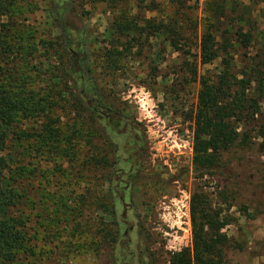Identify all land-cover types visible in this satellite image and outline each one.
Instances as JSON below:
<instances>
[{
	"label": "rangeland",
	"instance_id": "374dc122",
	"mask_svg": "<svg viewBox=\"0 0 264 264\" xmlns=\"http://www.w3.org/2000/svg\"><path fill=\"white\" fill-rule=\"evenodd\" d=\"M51 1L17 0L14 7L17 14L10 26L18 40L29 38L27 45L36 49L34 54L27 51L36 82L32 90L41 96L52 91L53 99L48 101L55 105L49 116L59 122L62 131H69L75 117L64 102L68 97L66 91L72 93L75 87L71 72L64 68L67 58H61L65 56L62 32ZM78 1L85 20L69 13L67 26L76 35L81 22L85 23L84 47L98 87L107 93V103H114V110L125 120L106 117L99 118L97 124L86 120L79 143L72 148L80 162L89 161L98 150L106 152L110 161L106 173L91 170L71 187L60 183L58 173L47 188L40 186V179L32 182L33 215L42 210L43 202L50 212L59 202L51 197L40 202L37 193L43 189L48 192L46 195L61 194L64 198L85 197L90 193L95 201L78 219L87 226L82 238L80 234L73 238L70 227L63 230L60 241L68 243V247L56 240L47 241L44 229L37 230L42 222L37 224L36 218L31 226L38 232L35 251L39 256L33 260L40 262V256L44 255L46 260L39 264H110L109 257L102 261L94 245L95 236L102 229L98 240L108 231H118L113 252L108 253L114 264H169L173 254L193 247L192 196L197 193L208 199L212 211L222 213L231 222L223 231L230 239L225 252L227 263L264 264V156L257 152L258 146L225 154L222 168L216 171H206L195 163L193 118L200 82L205 76L219 75L221 64L217 60L204 65L201 60L200 39L207 23L209 0H187L184 10L177 2L157 0L161 3L158 12L146 15L141 3ZM225 2L228 17H236L231 11L234 2L241 5L237 7L238 14L249 19L244 31L253 35V45L247 51L250 57L264 54V4L253 0ZM145 16L158 24L176 19V29L186 23L192 29L193 25L198 26L199 31L189 28L185 32L190 41L187 46H180L182 50L172 48L162 36L146 40L144 30L130 37L117 31L121 24L130 21L144 29ZM2 22L8 23V19L3 18ZM229 23L225 20L224 25ZM222 41L218 39L220 44ZM230 52L235 62L244 60L245 50L234 48ZM23 58L20 53L18 61ZM89 115L85 114L86 118ZM47 122L44 116L29 119L20 124L19 130L33 135L31 144H34L35 134L43 131ZM87 129H99V133L92 134L89 141ZM21 145L24 146L18 148L20 151L27 142ZM14 157L21 161L16 153ZM39 162L38 171H47L52 177L57 165L64 166L69 158L56 161L53 157ZM39 162L33 160L34 164ZM24 183L26 187L29 185L28 181ZM112 211H116L115 216ZM49 217L58 220L53 212ZM51 226L49 234L56 230L52 229L57 224ZM65 248L68 254L62 253Z\"/></svg>",
	"mask_w": 264,
	"mask_h": 264
},
{
	"label": "trees",
	"instance_id": "16d2710c",
	"mask_svg": "<svg viewBox=\"0 0 264 264\" xmlns=\"http://www.w3.org/2000/svg\"><path fill=\"white\" fill-rule=\"evenodd\" d=\"M110 1L115 5L121 2L144 4L145 15L158 12L161 6L157 0ZM162 1L177 2L183 10L188 4L187 0ZM253 1L264 4V0ZM51 2L62 32L61 45L65 56L61 58H67V65L64 68L71 72L75 87V92L66 91L68 97L64 102V106L68 107L75 117L69 131H62L59 122L53 121L49 116V111L55 105L48 101L53 99L52 91L41 96L32 90L36 82L30 69L29 54H34L36 49L27 45L26 40L29 38L18 40L10 26L13 24L14 15L17 14L14 10L17 0H0V264H31V260L38 258L39 255L35 251L37 248L35 236L38 232L35 233L34 226H31L36 221L37 224L42 222L37 230L44 229L47 241L56 240L63 243L64 241H60L64 237L63 230L66 231L69 227L73 238H77L78 234L82 238L87 226L78 219L94 206L95 201L91 194L74 199L64 198L61 194L59 197L53 196L52 193L46 195L48 192L44 189L37 193L40 202L47 197L59 201L51 210L58 219L55 222L49 220L51 212L50 207H46V202H43L42 210L33 215L34 208L31 207L34 206V200L31 194H34L35 188L32 187V182L40 179V186L47 188L58 173L60 183L71 187L76 185L75 180L79 177L84 178L91 170L97 172L100 169L106 173L110 168L106 152L98 150L95 157L80 162L76 156L78 153H73L72 148L79 143V136L86 129V120L91 124H97L99 118L106 117L125 120L114 110V103H107L106 100L109 98L107 93L98 87L84 47L85 23L81 22V28L76 33L78 37L67 26L66 16L69 13L76 14L81 21L85 20L79 1ZM239 6L241 5L233 2L231 11L236 17L232 18L226 14L228 9L225 0L207 1L208 18L200 39L201 60L204 65L213 64L217 60H221V64L219 75L205 76L201 79L197 110L193 118L195 163L206 171L222 168L223 156L238 148L254 150V147L258 146L257 152L264 156V54L250 57L247 52L253 45V35L244 31L249 19L238 14ZM3 18H7L8 23H3ZM153 20L145 16L144 29L134 26L130 21L121 24L117 31L123 36L130 37L144 30L146 40L162 36L172 48L179 50H182L180 48L182 44L184 47L188 45L190 37L185 36V32L189 28L192 29L189 24L185 23L180 29H176V19L166 24L164 22L158 24ZM225 20L230 23L224 25ZM250 27L253 28V25ZM197 29L198 26L195 28L193 25V32ZM219 38L223 40L221 44L218 42ZM234 48L245 50L244 60L241 62H235L230 54V49ZM20 53L24 58L18 61ZM85 114L90 115L86 118ZM42 116L46 117L48 122L42 127L43 131L35 134L36 139L34 144H31L34 136L19 130V126L29 119ZM98 133L99 129L86 131L88 138L90 136L89 141L92 134ZM24 141L27 142V146L20 151L18 148L24 146L21 145ZM17 145L19 147H16ZM14 153L21 161L15 159ZM53 157L56 161L69 158V162L64 166L62 164L58 166L56 163L57 168L52 172V177L47 171H38L36 166L40 167L39 161L47 162ZM28 160L30 163H26ZM33 160H37L38 165L34 164ZM26 181L29 182V187L25 186ZM70 202L74 205L72 206ZM208 202L202 194L196 193L192 196L193 247L173 254L169 264H228L225 252L229 248L230 239L223 231L231 222L223 218L222 213L212 211ZM112 214L115 216L116 211H112ZM51 223L57 226L52 229L56 230L49 234ZM102 233L103 230L99 229L95 236L97 239L94 245L97 253L102 261L109 257V260H112L110 264H114L112 256L108 253L113 252L118 231H108L98 240ZM63 244L68 247V243ZM56 246L59 247L58 244ZM62 253L68 254L69 250L65 248ZM43 256H40V262L46 260ZM40 262L33 260V264Z\"/></svg>",
	"mask_w": 264,
	"mask_h": 264
},
{
	"label": "water",
	"instance_id": "95a60500",
	"mask_svg": "<svg viewBox=\"0 0 264 264\" xmlns=\"http://www.w3.org/2000/svg\"><path fill=\"white\" fill-rule=\"evenodd\" d=\"M199 171H202V169H200ZM196 172H198V171H196Z\"/></svg>",
	"mask_w": 264,
	"mask_h": 264
}]
</instances>
